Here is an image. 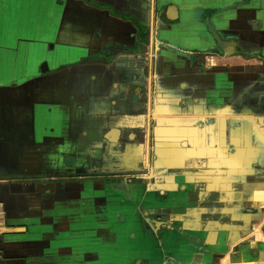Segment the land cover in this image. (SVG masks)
I'll use <instances>...</instances> for the list:
<instances>
[{"label":"crops","instance_id":"obj_1","mask_svg":"<svg viewBox=\"0 0 264 264\" xmlns=\"http://www.w3.org/2000/svg\"><path fill=\"white\" fill-rule=\"evenodd\" d=\"M50 12L43 31H0V264L54 255L10 234L35 233L37 197H58L55 179L26 182L30 170L83 196L135 174L129 190L105 187L129 211L114 212L152 222L153 240L133 243L138 264H264V0H55ZM61 53L71 63L34 75ZM239 96L256 110L243 114Z\"/></svg>","mask_w":264,"mask_h":264},{"label":"flooded vegetation","instance_id":"obj_2","mask_svg":"<svg viewBox=\"0 0 264 264\" xmlns=\"http://www.w3.org/2000/svg\"><path fill=\"white\" fill-rule=\"evenodd\" d=\"M91 5L99 9H105L96 6L99 4L91 3ZM114 15L126 19V17L123 15ZM158 17L159 15L155 13L153 19H159L163 21L162 18ZM242 24V22L239 23V25ZM137 28L138 39L142 42L145 41L147 39L146 37L148 36L147 29L141 27L140 25H137ZM243 29L237 28V30H240V35H236L237 38H241V40L246 39V42L253 39L252 36L248 35L249 33L247 30ZM170 48H172V46ZM49 50L51 51L50 53H52L54 47L50 45ZM117 50L118 49H115V51ZM248 50L250 51V49H245V51H243L241 47L234 48L235 53L233 55L246 57ZM259 55L260 58L263 57L261 54ZM71 57L72 55L67 56L62 53L59 54L58 57L57 54L56 56H48L44 54L43 59L41 60L40 64H38L34 75H36V77H41L43 74H45L42 71H45L44 64L49 59H60L63 64L68 65L71 63ZM26 70L27 69H25V71ZM147 70L148 67L144 69V72ZM166 90L172 92V87L168 86V89ZM240 98L241 97L239 96L237 103L241 105L240 109L241 111L243 110V114H248L253 110H256V107H252L251 109L248 106L245 108L242 103L244 100H240ZM33 171L35 170H30V173L25 174V177L28 178L26 179V182H44V180H46L45 178L51 181L55 179V185H57L58 188L56 191L58 192V197L55 196L52 198V196H49V193L45 192L39 194L37 200H34L35 203L38 202L39 204V208L37 209L38 212L30 214L34 217L38 216V218H32L33 220L29 222L30 226L35 225V223L37 225L35 237L40 239L37 241H44L46 239L50 242H53L54 245V255L46 257L48 260L44 259L43 262L48 261L49 264H138L139 256L135 253H132V246L135 241L144 242L149 239L153 240V230L147 229L146 225L144 224L152 222H147L146 220H141V218L138 219L134 216H131V218L127 220L124 219V214L114 212L117 210H123L122 200L124 196L118 193H116L114 196H111L109 194L110 190H107L105 187V185H109L111 183L110 185L114 184L116 188L123 189V186H125L123 177H132L129 175L130 173L126 174L129 176L119 175L116 179H111V181H108V177H104L102 179V181L105 183L103 188L100 186V189L97 191V193H90V196H83L81 195V192H79L80 194H76V191L69 189V187L76 185V181L70 182V180L66 182L63 179L61 180L60 176L62 175L55 173L54 171L37 170L34 173H31ZM94 178L90 179V181L93 183L100 182L99 179ZM121 180L122 182L120 183ZM51 181H49L48 184H51ZM60 187L62 189L61 191L65 190V193L60 191ZM113 191L115 190L113 189ZM120 195H122V198H120ZM89 208H91V211H89ZM53 210H55L54 214L57 217H59L60 214L62 218L64 217L60 222L51 221V219L56 218L55 215H52ZM123 211L129 213L127 209ZM99 215L100 217H98ZM65 218L67 220H65ZM140 223H142V225H140ZM140 227H142V230H146V232L141 230L139 235V232H136L135 229L139 228L140 230ZM12 228L13 230L10 234L23 236L22 239L32 237V234L34 233L27 234L26 231H28V229L24 225H19ZM31 230L32 228L29 229V232ZM126 241H128V247L125 246ZM141 244L143 243L141 242ZM59 248L62 253L59 251ZM146 260L147 264H149L150 259L146 258Z\"/></svg>","mask_w":264,"mask_h":264},{"label":"rangeland","instance_id":"obj_3","mask_svg":"<svg viewBox=\"0 0 264 264\" xmlns=\"http://www.w3.org/2000/svg\"><path fill=\"white\" fill-rule=\"evenodd\" d=\"M54 1L0 0V31L5 32L4 34L7 36L11 35L16 38L27 37L32 33L43 31L47 26V20L50 17ZM4 71L5 65L0 64V74ZM13 73L14 76H18V71ZM0 85L4 84L0 83ZM35 236L36 233H33L32 237Z\"/></svg>","mask_w":264,"mask_h":264},{"label":"water","instance_id":"obj_4","mask_svg":"<svg viewBox=\"0 0 264 264\" xmlns=\"http://www.w3.org/2000/svg\"><path fill=\"white\" fill-rule=\"evenodd\" d=\"M129 175H132V177H130V178H126V177H123L124 178V180L125 181H133L135 178L133 177V175H135V174H133V173H130ZM129 175H126V176H129ZM122 176H124V175H122ZM123 180V181H124ZM122 182V180L120 181V183ZM119 185V184H118ZM111 187L114 189H116V187L114 186V184L113 185H111ZM127 189V190H129V189H131V185H129V187H127V185L125 184V186H123V189Z\"/></svg>","mask_w":264,"mask_h":264},{"label":"trees","instance_id":"obj_5","mask_svg":"<svg viewBox=\"0 0 264 264\" xmlns=\"http://www.w3.org/2000/svg\"><path fill=\"white\" fill-rule=\"evenodd\" d=\"M96 6H98L100 8H108L106 5H96Z\"/></svg>","mask_w":264,"mask_h":264}]
</instances>
